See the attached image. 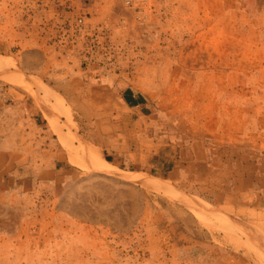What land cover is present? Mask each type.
Segmentation results:
<instances>
[{
    "label": "rangeland",
    "instance_id": "374dc122",
    "mask_svg": "<svg viewBox=\"0 0 264 264\" xmlns=\"http://www.w3.org/2000/svg\"><path fill=\"white\" fill-rule=\"evenodd\" d=\"M32 51L69 75L24 77ZM0 57V82L27 88L62 142L77 123L86 136L69 134L76 177L1 236L0 264H264V0H0ZM81 92L132 138L115 117L88 128ZM91 150L120 171L94 170Z\"/></svg>",
    "mask_w": 264,
    "mask_h": 264
},
{
    "label": "crops",
    "instance_id": "0c3cea01",
    "mask_svg": "<svg viewBox=\"0 0 264 264\" xmlns=\"http://www.w3.org/2000/svg\"><path fill=\"white\" fill-rule=\"evenodd\" d=\"M30 56L37 58L38 66L28 67V72L22 71L24 77H28L31 73L32 76L45 81L46 75H69L68 69L60 72L46 70L45 55L40 51L26 53L24 61L26 62ZM28 64L30 63L28 62ZM90 75L96 76L98 73L90 72ZM55 87L57 88L56 92L62 91L58 85L55 84ZM62 92L64 93L63 98L66 101L70 100L72 91L69 86ZM95 95L89 96L87 93L81 92L79 96L82 112L89 120L88 128L107 134V131L104 132L103 121L109 120L110 122V119L115 117L117 122L120 121L125 125L124 133L126 135L124 136L126 137L128 132L133 136L134 130L129 129L128 118L123 115L113 116L109 110V99L103 98L102 94L101 98L94 99ZM122 100V106L126 104L128 109L132 108L130 109L132 111H135L140 105L139 100L130 91L127 92V97H123ZM98 105L104 106L101 108V113L96 108L93 109ZM86 107L88 110H85ZM94 114L97 115L95 120ZM60 123L64 124L65 121L61 120ZM114 125L115 122H113ZM60 126L62 125L60 124ZM76 127L77 130L81 129L83 132L85 130L84 124L81 128L77 123ZM57 129L59 128L57 127ZM62 133L66 138L65 143L61 141L60 132L55 130L50 121L45 118L42 107L30 96L27 88L10 82H0V239L1 236L6 238L7 236L12 237L14 234H24L27 228L31 229L27 227L30 220L38 217V213L42 212H39L38 206L44 200L39 195L43 192L56 195L63 182L62 177L66 179L67 183L70 182L66 178L68 175L76 177L78 170L70 167V152L67 150V147L71 148L72 145L68 136L69 134L75 136V132L69 133L67 129H63ZM89 133L88 138L90 139L92 135L91 132ZM82 134L79 131L75 136L76 139L81 136L82 140L86 138ZM168 137L171 136L168 135ZM111 139L113 136L108 135L107 140ZM78 145L79 142H74L75 147ZM104 160L111 164L106 157ZM111 166L113 165L111 164ZM116 169L120 171L118 168ZM170 178L175 179L173 173ZM100 197L104 201L100 203V210L106 213L108 212L107 195L101 191Z\"/></svg>",
    "mask_w": 264,
    "mask_h": 264
},
{
    "label": "bare ground",
    "instance_id": "6f19581e",
    "mask_svg": "<svg viewBox=\"0 0 264 264\" xmlns=\"http://www.w3.org/2000/svg\"><path fill=\"white\" fill-rule=\"evenodd\" d=\"M9 62V60L8 59H4V58H1L0 57V64L1 65H4V64H6V63H8ZM190 99V98H189ZM69 119V118H68ZM70 120H71V118H70ZM69 121V120H68ZM69 122H71V121H69ZM84 129V128H83ZM81 130V129H80ZM70 131H71V129H70ZM83 132V131H82ZM79 139V138H78ZM80 141H81V139H80ZM82 142V141H81ZM83 143H85L84 141H83ZM82 143V144H83ZM86 145V144H85ZM81 147H83V146H81ZM88 147V146H87ZM79 148V147H78ZM80 149V148H79ZM85 149V148H84ZM87 149V148H86ZM80 150H82V149H80ZM84 151V150H83ZM77 153V152H79V151H74V153ZM81 152V151H80ZM79 152V153H80ZM90 155H87V152H85V153H82V154H86L85 156H86V158H87V156H89V158L88 159H86V163L90 160V164L92 165V167H93V169L94 170H96L97 172H100V173H103V174H107V175H112V174H115L116 173V169L115 168H113L112 166H111V164L110 163H108L106 160H104V159H100V156H98L97 157V154H94V153H92V150L90 151V152H88ZM81 154V155H82ZM207 196V195H206ZM213 214V213H212ZM145 223V222H144ZM197 233V232H196ZM197 236H198V234H197ZM243 236V235H242ZM162 238V237H161ZM185 240V239H184ZM182 241V240H181ZM179 243V242H178ZM180 247V246H179ZM202 248V247H201ZM156 252V251H155ZM182 261V260H181Z\"/></svg>",
    "mask_w": 264,
    "mask_h": 264
}]
</instances>
